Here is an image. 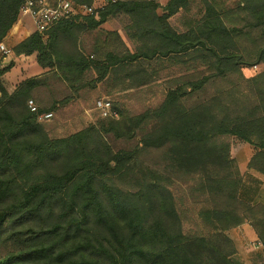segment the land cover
Here are the masks:
<instances>
[{"label":"trees","instance_id":"1","mask_svg":"<svg viewBox=\"0 0 264 264\" xmlns=\"http://www.w3.org/2000/svg\"><path fill=\"white\" fill-rule=\"evenodd\" d=\"M230 1L118 0L15 45L14 57L34 55L74 91L90 71L94 84L123 76L135 89L148 79L146 67L186 69L159 106L101 118L65 137H50L38 120L57 106L33 100L42 78L8 92L2 77L13 62L0 60V264H234L226 231L243 223L262 246L264 264V206L238 199L242 178L228 142L253 147L246 169L264 179V0ZM25 2L0 0V42ZM194 5L196 16L178 33L169 19ZM118 13L129 18L133 50L117 33L100 31L102 49L85 58L78 35ZM109 135L132 147L114 151ZM190 214L194 229L184 232Z\"/></svg>","mask_w":264,"mask_h":264},{"label":"rangeland","instance_id":"2","mask_svg":"<svg viewBox=\"0 0 264 264\" xmlns=\"http://www.w3.org/2000/svg\"><path fill=\"white\" fill-rule=\"evenodd\" d=\"M158 3L160 6H164L168 0H152ZM226 4L231 5L230 0H223ZM160 10L158 13L160 14ZM196 5L192 6L189 13L179 12L171 18V27L176 31H184L186 27L187 19L194 18L196 16ZM21 15V19H25ZM130 25L128 16L122 13H118L112 17H109L103 24L102 29L94 32L80 33L76 40V48L79 50L85 58H95L94 49L101 48L104 45V33L103 32H115L123 44L130 50H133V43L127 39L125 34V28ZM29 28L34 27L31 23ZM101 31V32H100ZM101 49L99 50L101 52ZM13 57L12 53L7 56L0 54V60L2 65H7L10 59ZM13 62V61H12ZM16 65V66H15ZM258 68H251L245 70L246 76L256 72ZM10 71V72H9ZM8 71V80L10 83H20L22 80L31 77L42 78V84L33 92V100L41 107L48 108L52 102L57 104L56 109L52 111V117L48 120H39L41 125L50 137L58 138L65 137L80 131L87 126L102 120L98 111L95 110V102L100 99H108L112 102L113 106L119 113L126 117H134L145 111L146 109H152L160 105L164 98L165 91L173 86L176 79L179 76H183L187 73L186 69L182 65H170L169 63H157V66L146 67V71L149 75L145 83L135 89H127V85L130 84V80L123 76L116 78H110L104 83H92L90 82L95 78L94 72H88L84 81L85 84L74 91L66 82L48 73V69H43L36 64L35 58H26L13 66ZM7 78V76L5 77ZM142 79V78H141ZM69 97L67 103L58 104L62 99ZM105 141L116 151L119 149H129L132 144L121 140L115 139L113 136H105ZM229 150L237 149L241 146V142L236 139L230 138ZM231 156V155H230ZM191 200H187L184 210L188 213L193 208ZM191 217L183 223L184 232H189L194 229L195 219Z\"/></svg>","mask_w":264,"mask_h":264},{"label":"crops","instance_id":"3","mask_svg":"<svg viewBox=\"0 0 264 264\" xmlns=\"http://www.w3.org/2000/svg\"><path fill=\"white\" fill-rule=\"evenodd\" d=\"M23 16L25 19H21L20 15L18 21L12 26L2 41L4 46L9 50L35 31L34 27H28L30 23L33 25L32 19L29 16ZM171 18L169 19V23H171ZM103 24L92 32L102 29ZM177 32L180 33L181 31ZM31 57H34V55L18 58L13 56L10 61L16 64L23 59ZM8 75H10L8 72L4 74L2 81L6 90L12 92L18 83L15 82L11 84L8 80ZM6 76L7 78H5ZM253 152V147L244 143L237 149L231 151L230 157L234 159L242 178L237 196L239 200L249 203L250 205L261 204L264 206V179L246 169L248 160ZM226 234L232 240L236 249V253L232 257L234 264H262L261 258L263 257V248L261 245H258L257 237L248 223H243L232 228L226 231Z\"/></svg>","mask_w":264,"mask_h":264},{"label":"built area","instance_id":"4","mask_svg":"<svg viewBox=\"0 0 264 264\" xmlns=\"http://www.w3.org/2000/svg\"><path fill=\"white\" fill-rule=\"evenodd\" d=\"M118 0H89L86 3H75L73 0H54L52 4L44 0H26L21 8L20 15L29 16L32 19L35 31L44 33L50 26L59 20L73 16H90L98 11H102L108 4H113ZM11 50L7 49L0 42V54L7 56ZM255 68V67H254ZM30 112H36L33 100H28L26 104ZM95 110L98 111L102 119H117L118 112L108 99H100L95 102ZM52 113H42L38 115V120H48ZM259 245V244H258Z\"/></svg>","mask_w":264,"mask_h":264}]
</instances>
